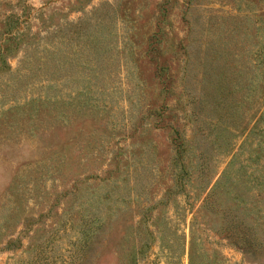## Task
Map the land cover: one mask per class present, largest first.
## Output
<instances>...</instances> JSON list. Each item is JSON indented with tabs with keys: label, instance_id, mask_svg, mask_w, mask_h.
<instances>
[{
	"label": "rangeland",
	"instance_id": "1",
	"mask_svg": "<svg viewBox=\"0 0 264 264\" xmlns=\"http://www.w3.org/2000/svg\"><path fill=\"white\" fill-rule=\"evenodd\" d=\"M0 264H264V0H0Z\"/></svg>",
	"mask_w": 264,
	"mask_h": 264
},
{
	"label": "trees",
	"instance_id": "2",
	"mask_svg": "<svg viewBox=\"0 0 264 264\" xmlns=\"http://www.w3.org/2000/svg\"><path fill=\"white\" fill-rule=\"evenodd\" d=\"M246 231L245 232H243V236H244V243H248V241H249V239H250V237H246ZM243 246V245H242Z\"/></svg>",
	"mask_w": 264,
	"mask_h": 264
}]
</instances>
